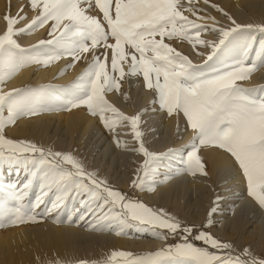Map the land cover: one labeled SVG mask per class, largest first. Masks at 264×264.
<instances>
[{"label": "snow or ice", "instance_id": "obj_1", "mask_svg": "<svg viewBox=\"0 0 264 264\" xmlns=\"http://www.w3.org/2000/svg\"><path fill=\"white\" fill-rule=\"evenodd\" d=\"M29 2L38 14L23 28L14 25L25 16H4L6 30L0 34V83L26 64H47L60 53L72 56L75 62L81 58L80 53L100 45L111 49V70L118 75L108 71L107 54L104 59L94 54L91 62L72 82L66 93L67 99L53 95L48 89L17 88L0 92V165L22 164L30 173L22 185H0V219L22 222L29 209L24 200L34 182H38L39 193L33 206L45 203L46 197L54 195L52 206L46 209L51 212L67 198L81 197V205L91 208L95 204L102 213L95 225H91L94 227L115 224L121 229L150 228L157 236L163 235L155 231L157 228L170 234L181 229L186 234L192 233V226L182 225L163 209L131 200L105 182L98 181L70 153L45 150L30 141L4 136L7 124L14 123L19 116L35 114L42 105L54 101L57 108L86 106L90 113L99 115L106 128L112 130L119 122L128 121L135 139L140 141L143 135L138 130L140 114L127 116L105 98L106 92L114 88L119 90L118 79L126 75H142L145 86L155 92L154 102H158L169 115L182 113L186 118L193 130L186 161L190 172L204 171L196 142L215 144L235 158L246 178L248 195L264 208V86L260 87L261 95L258 96L257 88L236 83L247 79L258 64L264 63V39L255 49L251 63H246L253 50L249 36L258 31L264 37V25H240L233 20L234 27L213 28L220 33L219 41L213 43L200 36L201 30L209 26L183 15L178 0H95L104 23L81 7L86 0ZM49 21L50 40H41L29 50L21 48L14 39L16 34L43 27ZM174 37L185 39L194 47L206 44L212 51L203 64H195L165 42V38L171 40ZM109 39L113 42L109 43ZM226 60H232V63H225ZM124 63H128L127 73L122 67ZM109 113L111 115H107ZM138 151L145 156L144 175L133 180V185L142 188L145 178L154 176L173 150L152 153L140 141ZM64 165H71V168ZM104 208H107L106 212ZM215 211L216 208L210 210L207 224H211V215ZM195 239L203 240L218 251L232 247L205 231L199 232ZM243 255L251 254L245 249ZM117 257L124 258L123 264H264V259L243 260L230 253L218 255L208 248L196 247L188 241V235L184 236L183 243L142 255L113 251L103 264H113Z\"/></svg>", "mask_w": 264, "mask_h": 264}, {"label": "bare ground", "instance_id": "obj_2", "mask_svg": "<svg viewBox=\"0 0 264 264\" xmlns=\"http://www.w3.org/2000/svg\"><path fill=\"white\" fill-rule=\"evenodd\" d=\"M219 5L221 8L209 7V12L224 21L225 24L232 25L234 20L237 24L264 25V0H220ZM3 8L5 6H0L1 12ZM5 24L4 16L0 14V31L4 30ZM216 36L220 37V34ZM207 37L212 36L208 35ZM17 39L27 45L34 42L36 35H24ZM206 50L208 53L212 51L211 47ZM127 78L122 89L120 88L121 95L118 96L116 93L109 96V99H113L115 107L127 116L140 114L138 130L143 134L140 141L144 142L145 148L149 152L164 153L172 146H175V149L178 148L177 151L174 150L175 158H172V165L168 168L160 166L161 173L150 176V179L156 182L154 185L156 191L154 194L146 192L147 200L159 208L163 206L164 211L169 212L175 218L192 215V212L196 210L194 218L203 221V223L207 222V220L204 221L205 219H209L210 210L216 208V211L211 215V221L217 220L215 223L211 222L214 232L230 239L236 250H239L244 244H248L253 251L260 253L258 257L264 259V208L248 195L246 178L235 158L218 147H207L208 145L199 144L197 141V154L204 165V171L190 172L187 169L186 161L187 151L191 149L193 130L188 125L186 126L183 115H166L158 109L153 98L151 101L149 100L154 92L143 87L138 76L131 77L128 81ZM17 80L19 81V78ZM248 83H264V65L251 76ZM83 110L82 107L70 110L66 114L40 113L33 119L20 122L21 124L14 128V136L25 137L27 141L46 150L70 153L82 164L84 169L94 175L98 173V170L92 169L94 157L89 156L93 149L87 148L86 151H82L74 145L83 143V139L90 131L102 136L106 129L105 132L108 136L104 135V137L109 140L107 144L113 143L114 140L120 141L119 146L121 147L128 144L125 140L129 135L122 132L120 123L115 126L114 130L106 127L103 130L104 124L97 123L98 120L88 116ZM129 127L131 128V126ZM124 128L126 127L123 126ZM134 155L135 160H139L141 154ZM126 162L127 165L129 164L128 166L124 163L120 166L135 168L137 164V171L143 164L134 160ZM13 169L6 167L5 174H12ZM135 169L132 170L136 171ZM117 174H120L116 179L117 183L125 185L128 174L124 169ZM132 174H136V172ZM20 177L21 174L16 176L15 181H19ZM189 193L193 195V198L189 196ZM78 217V220L76 219L75 223L72 222V225L63 224L58 227L53 222L46 220L26 225L19 230L17 228V232L10 230L11 233L8 231L0 233V264H29L32 261L46 264L47 262H54V264L63 261L71 262L83 258H93L95 253H102L106 250L139 251L146 249L151 242L146 239H124L108 234L92 235L91 226H87L88 223L82 226L86 221L85 216ZM83 239L86 240L80 242ZM163 239L164 237L160 241Z\"/></svg>", "mask_w": 264, "mask_h": 264}, {"label": "rangeland", "instance_id": "obj_3", "mask_svg": "<svg viewBox=\"0 0 264 264\" xmlns=\"http://www.w3.org/2000/svg\"><path fill=\"white\" fill-rule=\"evenodd\" d=\"M231 1H233V0H231ZM219 2H220V0H178L179 10L182 12L183 15L188 16L190 19L196 20L197 23L206 24L209 26L207 29H202L200 32L201 39H203L205 41H210L213 43L219 41L220 37H218L216 35L220 34V33H219V31H214L213 28H215V29L226 28L227 29V28L234 27L233 24L232 25H230L228 23L225 24L224 21L218 19L217 17H215L214 14L209 12V9H210L209 7H213V5L220 7ZM1 3H0V6H2V7L5 6V8H3L2 12L0 11V14H3V16H5L6 14L14 16V17L17 15L25 16L24 19L18 20V23L16 25H14L15 28H23L24 26L29 24V22L33 19L34 16H36L38 14V10H33L31 8L29 0H3V1H1ZM81 7H84L87 10V13L89 15L96 16L98 19H100L101 23H104L102 13L100 12V10L95 5V0H86V2L81 5ZM21 9H22V11H21ZM26 12H27V14H26ZM193 12H195L196 14L193 15ZM197 17H203V19H197ZM50 25H51V21H49V23L45 24L43 27H37L34 30L18 33L14 36V39L18 40L17 38L22 37L24 35L31 36V35L35 34L36 39L34 40V42H31L30 44L28 43L26 45L25 43L24 44L21 43L19 40H18L19 42L17 41L19 45L21 44L20 45L21 48L30 50V49H32L33 46L37 45L39 43V41H41V40L46 41V40L51 39V37L48 34L49 29H50ZM240 25H250V24H240ZM105 27H106V23H105ZM5 30H6V24H5L4 30L0 31V34H3V32ZM213 33H214V35H213ZM208 35L212 36V37H207ZM252 37H255V39H252ZM249 39L252 43L253 50L249 53V59L246 61V63H248V64L251 63V57L255 56V49L259 47L260 40L264 39V37H262L258 31H254L249 36ZM112 42L113 41L111 39H109V43H112ZM165 42L169 43L175 49L180 51L183 55L188 56L189 59L195 64H203L204 61L206 60L207 56L211 53V51L208 53V51L206 50L209 47L206 44H198V45H195V47H194L192 43H190L189 41H187L185 39L179 38V37H174L171 40L165 38ZM204 52H206L208 54H206V53L204 54ZM94 54L97 56H100L101 59H104L105 54H107L108 71L113 75H118L117 73H112V70H111V49L105 48L104 46L100 45V46H97L95 48H90V50L88 52L80 53L81 58L79 60H76L75 62H73L72 56H70L66 53H60V54H58V58L53 59L52 61H50L47 64H42V63L26 64V65L20 67L10 77L6 78L2 83H0V92H8L12 89H17V88H24V89H31V90L48 89L53 95L62 96L65 99H67L68 97H67L66 93L70 89L72 82L76 80V78L79 76V74L91 62ZM203 54H204V56H203ZM225 63H232V60H226ZM68 65H71V66L66 67ZM263 65H264V63L258 64V66L255 68V70L249 74L247 79L238 80L236 83L242 87H255L258 90L257 95L258 96L261 95L259 89L261 86H264V83L250 84L248 82H249V79L251 78V76ZM220 66L221 65H216V67H220ZM122 67H123L124 71L127 73L128 63L122 64ZM135 76H138L140 78V81H141L143 87L148 89L144 84L142 75H135ZM135 76L126 75L125 78L118 79V83L120 85V88L122 89V87L125 83V79L127 77H128L127 78V81H128V79H130L131 77H135ZM18 78H19V81L18 80L16 81V79H18ZM12 80H13V82H12ZM121 89L116 90L114 88L112 91L105 93V98L109 101V103L114 105L115 101L113 99H109V96L114 95L116 93H118L117 95L120 96L121 95ZM151 91L154 92V90H151ZM154 94H155V92H154ZM154 94H152L153 97L151 96L149 98L150 101H151V98H153V100H155ZM112 101H114V102H112ZM156 104L158 105V109L163 111L166 115H169L167 113L166 109H162L159 106L158 102H156ZM114 106H116V105H114ZM82 107L84 109L83 111L85 114H87L88 116H90L92 118L94 117L95 120H98L97 123L102 124V125L104 124L101 121L99 115L98 114L93 115L92 113H90L86 106L81 105L79 107L57 108L54 101H48L47 103L42 105L40 108H38L37 111L35 112V114L19 116L15 119L14 123L7 124L4 128V136L6 138L12 139V140H25V141H27V139L25 137L20 138V137L14 136V133H13L14 128L16 126L20 125L21 124L20 122H22L24 120H30L31 118L33 119L36 116H38L40 113L46 114V113L54 112V113H59V114H66V113L70 112V110L73 111L75 109L76 110L81 109ZM109 114H107V115H109ZM174 114H172V115H174ZM4 115L7 116L6 110L4 112ZM183 118H184L185 124L187 126L188 125L187 120L184 116H183ZM119 123L122 125L121 126L122 130H123L122 132L124 134L129 135L128 137H126V140H125V142L128 143L127 145L125 144L126 146L124 145L125 148L123 146L122 147L119 146V144L115 140L113 141V143L110 142L109 144H107L109 140H106V138H105L108 135L105 132L106 129H105L104 125L103 126L101 125L103 130L105 129L102 136H98L99 134H94V132L90 131L87 133L88 135H86L85 138L83 139V143L75 144L74 146L76 148L79 147L80 149H82V151H86L87 148L88 149L90 148L91 150L93 149L91 151V154H89V156L92 155V157H94V159L92 161L93 162L92 163V169L95 171L98 170V173L94 174V177L98 181L105 182L109 187L122 192L131 200H134L137 202H143L147 206L154 208V209H163L162 208L163 206L162 207L160 206V208L157 207L152 202L148 201L146 196H145L146 192L149 194H154L156 191V188L154 186L156 184V182L154 180H151L150 179L151 177L145 178V184H144V187H142V188H137L133 185V180L137 179L138 176L142 177L144 175L143 170H142V166H141V168H139V171L141 170L140 172L137 171V168H138L136 166L137 162L132 163L134 165L136 164L135 165L136 169L132 168V167L130 168V166L128 168H123L120 166V164H123V163L126 164V166H128L129 164L127 165L126 161L133 162V160L138 161L139 163H143V161L145 160V157H144L142 152L138 151L140 142L137 139H135L134 135L132 134L133 133L132 128L129 127V126H131L130 123L128 121H121ZM123 126L126 127L127 129L126 128L123 129ZM104 135H105V137H104ZM108 138L109 137H107V139ZM129 143H131V144H129ZM143 145H144V142H143ZM206 145H208L207 147H218L217 145L211 144V143H206ZM144 147H146V146L144 145ZM170 149L173 150L172 152L174 154L170 153L167 157H165L162 164L160 165L161 167L168 168L172 165L171 164L173 162L172 158L173 159L175 158V156H174L175 151H177L178 148L175 149V146L174 147L172 146V147H170ZM170 149L166 150L165 152H169ZM190 150L191 149H189L188 151H190ZM222 150L227 152L224 149H222ZM188 151H187V153H188ZM102 152H104V153H102ZM136 153H137V155L141 154L140 156L138 155L140 157L139 160H135L136 158H135L134 154H136ZM94 161H97L98 163L94 162ZM109 164L110 165L112 164V165H111V167L108 168V166H110ZM160 166L157 168L156 174L161 173ZM6 167L14 168L13 173L6 175L5 174ZM64 167L71 168V165H64ZM122 169H124L125 173L128 174V179L126 181V184L123 186L121 184L117 183V180H116V179H118V175H120L117 173H120L122 171ZM132 169L133 170L135 169L136 171H133ZM85 171L88 173H91L87 169H85ZM135 172H136V174H132ZM20 174H21L20 180L15 181V177L20 175ZM29 175H30L29 171L26 170L22 164H20V165H7V164L0 165V185H4L5 187H7V185H9V184L22 185L29 178ZM131 175H132V177H131ZM7 177H11V178H7ZM134 177H136V178H134ZM22 179H23V181H21ZM38 193H39V183L34 182L33 187L30 189L28 197H26L24 200V203L29 206L27 215L23 218L22 222H12V220H10V219H0V233H7L6 231H8V233H11L12 230H14V232H17L16 231L17 228H18L17 230H19V228L21 229L22 227H25L26 225H33V224H36L38 222L40 223V222L46 221V220L53 222L58 227L63 225V224L72 225L73 224L72 222L75 223L78 220L77 219L78 216L80 217L83 215L85 216L86 221L84 222V224H82V226L85 225L86 223H88L87 226H91V225H95L97 217L102 214L100 209H98L95 204H93L91 208L81 205V203H80L81 197H77L75 199H73L72 197H69V198H67V200L65 201L64 204H61L58 208L49 212L46 209H48L52 206V200L55 198V196L50 195L49 197L45 198V203L33 206L35 204L36 196L38 195ZM189 196L191 198H193V195L191 193H189ZM185 199L188 200V198H185ZM74 210H76V211L71 216V214ZM103 211L106 212L107 208H104ZM165 212L170 214L167 211H165ZM194 212H196V210H194ZM194 212H192V215H189V216L185 215V216H180L179 218H176L182 222V225L193 227V231L191 234L184 233L182 231V229L177 230V232L175 234H170L167 232V230L157 228V229H155V231L163 234L161 236H157L154 234V231L150 228H139L138 229L136 227H127V228L121 229V228L117 227L115 224L103 225V226H99V227L91 226L90 232L92 235H96V234H105L106 235V234H108V235H114L116 237H120V238H124V239L151 240V242L149 243V246H147L146 249H142L139 251H137V250L126 251L129 253H132L134 256L142 255V254H145L148 252H153V251H156L158 249L164 248L166 246H174L177 243H183L184 242V236L188 235V241L193 243L196 247L208 248L209 251L216 252L218 255H226V254L230 253L233 256H240L241 259H243V260H251V258H256L257 260L262 259V258L258 257L260 255V253L253 251L252 248L249 247L248 244H244L239 250H236L234 243L230 239L223 237V236H220L214 232L211 224L215 223L217 220H213L214 222L212 221L213 223L208 225L207 222L203 223V221H200V220H197L196 218H194V215H195ZM29 216L35 217V219H29L28 218ZM208 218H209V216H208ZM206 220L208 221L209 219H205L204 221H206ZM206 224H207V226H205ZM10 230H11V232H10ZM201 231L211 233V235L213 237L221 240L222 242H227V243L231 244L232 247L230 249L225 250V251H218L217 249L211 248L209 245L205 244V242L203 240H196L195 239V236ZM162 237H164V239H163V241H160L162 239ZM85 240L86 239L80 240V242L85 241ZM245 249H247L248 252L251 254L250 256L243 255ZM106 251H102L103 254L97 252V253H95L94 257L90 258V259H84L83 258V259H78V260H74L71 262L63 261L61 263H55V264H80L81 261L86 262V264H103V262L108 260L109 256L113 252L111 250H106ZM123 260H124V258L117 257V258H115V261L113 262V264H116V262H119V264H123ZM30 263L31 264H46V263H42L39 261L38 262L32 261ZM47 264H54V262H47Z\"/></svg>", "mask_w": 264, "mask_h": 264}]
</instances>
